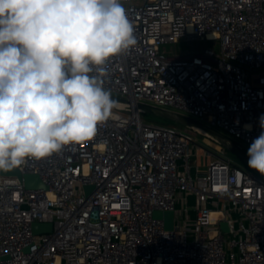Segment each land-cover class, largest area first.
<instances>
[{
    "label": "built area",
    "instance_id": "2783aa9c",
    "mask_svg": "<svg viewBox=\"0 0 264 264\" xmlns=\"http://www.w3.org/2000/svg\"><path fill=\"white\" fill-rule=\"evenodd\" d=\"M121 2L137 43L91 75L129 104L86 144L18 167L47 188L0 175V264H264V176L219 144L200 168L201 133L145 122L133 107L180 112L250 145L264 114V0ZM180 39L219 48H162ZM156 210L173 212L171 229ZM34 222L52 228L34 233Z\"/></svg>",
    "mask_w": 264,
    "mask_h": 264
},
{
    "label": "clouds",
    "instance_id": "9594fccd",
    "mask_svg": "<svg viewBox=\"0 0 264 264\" xmlns=\"http://www.w3.org/2000/svg\"><path fill=\"white\" fill-rule=\"evenodd\" d=\"M134 31L121 0H0V170L86 144L118 118L91 73L135 46ZM259 126L247 166L264 176V114Z\"/></svg>",
    "mask_w": 264,
    "mask_h": 264
},
{
    "label": "water",
    "instance_id": "95a60500",
    "mask_svg": "<svg viewBox=\"0 0 264 264\" xmlns=\"http://www.w3.org/2000/svg\"><path fill=\"white\" fill-rule=\"evenodd\" d=\"M112 98L117 102H123L129 104V101L125 98L118 97L112 95ZM135 109L140 112H147L151 114H155L159 117H162L166 120L172 121L175 124H179L182 126H190L194 128H199L204 130L209 134V137L215 140L221 147L228 150L235 156H237L241 161H243L247 165L248 156L247 150L241 147L238 143L230 139L228 136L218 131L217 129L205 124L204 122L188 116L186 114L175 112L169 109H164L161 107H157L148 103L138 102L133 106ZM0 175H13L17 176L19 179H22L25 187L27 188H35V187H43L47 188V186L42 182L39 176L35 173H21L18 168H13L11 170H0ZM93 189L92 185H84V190L86 193H89ZM155 218L163 219L164 226L166 229L172 228V211H161L156 210L153 213ZM220 227L223 230H227V225L224 221L220 222ZM52 228V224L50 222H34L32 225V231L34 233H42L49 232Z\"/></svg>",
    "mask_w": 264,
    "mask_h": 264
},
{
    "label": "rangeland",
    "instance_id": "374dc122",
    "mask_svg": "<svg viewBox=\"0 0 264 264\" xmlns=\"http://www.w3.org/2000/svg\"><path fill=\"white\" fill-rule=\"evenodd\" d=\"M203 45L213 47L214 51H216V52L218 51V48H219L217 41H204V40H199V39H192V40L180 39L176 43L163 44L162 48H164L165 51L169 52V53H180V52H189L193 48L200 47ZM140 116L143 119V121H145V122H155V123H159V124L175 125L177 127H182L179 124L168 123L165 121L166 119L159 117L155 114H151V113H147V112L142 111V112H140ZM203 138L206 142L210 143V145H203L201 148L198 149L197 154L193 156L194 161L197 163V165L200 168H205V166L208 164V162L213 158V155H212L214 153L213 146L214 145L216 146L218 144L216 141L209 139V136H207L205 134H202V135L197 134L196 135V141L199 143L203 142V140H202ZM237 142L245 150H248V147H249L248 144L242 143L241 141H238V140H237ZM202 148H205L212 153H204V150ZM224 152L234 163L240 164V165L244 166L245 168L249 169L250 171L257 173V171L248 168V166L243 161H241L237 156H235L234 154H232L228 150L224 149Z\"/></svg>",
    "mask_w": 264,
    "mask_h": 264
},
{
    "label": "bare ground",
    "instance_id": "6f19581e",
    "mask_svg": "<svg viewBox=\"0 0 264 264\" xmlns=\"http://www.w3.org/2000/svg\"><path fill=\"white\" fill-rule=\"evenodd\" d=\"M208 37H214V34L213 33H210L208 34ZM117 102V101H116ZM117 105L120 107L122 104L120 102H117ZM199 133H202V134H205L207 136H209V134L207 132H205L204 130L202 129H199V128H195ZM211 215L214 217L215 213H211Z\"/></svg>",
    "mask_w": 264,
    "mask_h": 264
},
{
    "label": "trees",
    "instance_id": "16d2710c",
    "mask_svg": "<svg viewBox=\"0 0 264 264\" xmlns=\"http://www.w3.org/2000/svg\"><path fill=\"white\" fill-rule=\"evenodd\" d=\"M166 122H168V123H172V124H175V123H173L172 121H169V120H165Z\"/></svg>",
    "mask_w": 264,
    "mask_h": 264
}]
</instances>
